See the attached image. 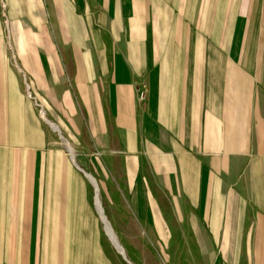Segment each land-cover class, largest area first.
Here are the masks:
<instances>
[{
  "label": "crops",
  "instance_id": "1",
  "mask_svg": "<svg viewBox=\"0 0 264 264\" xmlns=\"http://www.w3.org/2000/svg\"><path fill=\"white\" fill-rule=\"evenodd\" d=\"M16 1L29 19L42 15L38 0ZM83 1L84 18L74 14L73 71L65 76L73 93L65 89V117L56 120L77 150L78 163H86V148L106 162L111 125L123 135L131 163L138 131L156 137L151 146L190 160L186 191L192 201L198 205L203 196L220 195L221 201L214 197L209 205L225 212L228 196L230 211L257 212L252 223L263 235L255 243L264 245V0ZM85 21L92 44L86 43ZM3 51L0 47V264H113L103 257L87 203L84 177L91 184L93 179L97 193L95 178L77 164L65 169V150L48 127L59 130L57 124L40 117ZM39 56L34 54L30 69L42 89L49 86L47 69L53 64L47 60L46 66ZM66 68L65 63V73ZM139 83L146 99L138 108ZM218 180L220 193L213 189ZM147 204L157 221L161 206ZM135 205L146 211L142 202Z\"/></svg>",
  "mask_w": 264,
  "mask_h": 264
},
{
  "label": "rangeland",
  "instance_id": "2",
  "mask_svg": "<svg viewBox=\"0 0 264 264\" xmlns=\"http://www.w3.org/2000/svg\"><path fill=\"white\" fill-rule=\"evenodd\" d=\"M27 1L25 0L26 4ZM38 1L42 15L39 18L30 16L29 19L23 5L16 4V0L13 5H10L11 0H0V47L4 50L2 54L6 61L17 72L24 94L35 103L40 117L57 124L59 130H53L49 125L48 127L54 134L56 145L60 144L65 150V163L70 168L65 169L73 170V166L77 164L83 172L91 174L98 184L103 215L110 223L122 252L106 234L105 225L95 207L93 185L82 174L79 175L81 179L84 177L87 203L96 217L103 257L107 256L113 264H264V245L255 243V239L263 233L252 223L257 212L249 209L230 211L229 208L233 205L230 207L228 196V209L225 212L213 211V206L210 207L209 204H214L216 196H209L207 200L203 196L202 202L196 205L186 191L187 175H191L186 167L190 160L181 162L180 158L173 156L174 149L151 146L150 140L153 139L154 143L156 137H148L138 131L139 147L133 153L135 160L131 163L128 160L130 155L123 146V135L111 125L110 148L103 154L106 162L99 160L94 148H86L83 149L86 163H78L77 150L56 120L65 117V89L73 93L70 81L65 76L73 71V44L78 37L75 15L79 19L84 18V1ZM96 11L97 8L92 7V13ZM179 14L180 12L178 16ZM182 22L185 23L184 20ZM85 30L86 43L92 44L88 36L91 32L87 21ZM107 44H110L108 36ZM109 49L108 55L113 58L116 54ZM36 53L46 66L47 60L53 64V70L47 69V88L41 89L35 85L36 75L30 65ZM141 92L144 96H141ZM137 94L139 108L146 99L142 83L138 85ZM85 143H89V140ZM144 144L145 147L142 146ZM199 158L202 160L204 157ZM88 160H91L89 165ZM201 166L206 167V163L201 161ZM94 168L100 173L101 180L94 173ZM201 182L205 190L207 181ZM80 186L83 187L82 180ZM213 189L220 193V180L215 181ZM136 191H146L149 196L132 195ZM141 199L143 201H139ZM216 199L221 201V196ZM149 201L161 206V212L154 213L160 216L157 221L152 219L150 214L153 213L146 206ZM136 202H142L146 211L142 213V208H137ZM220 206L219 204L217 208L220 209ZM59 231L60 229H55V234Z\"/></svg>",
  "mask_w": 264,
  "mask_h": 264
},
{
  "label": "bare ground",
  "instance_id": "3",
  "mask_svg": "<svg viewBox=\"0 0 264 264\" xmlns=\"http://www.w3.org/2000/svg\"><path fill=\"white\" fill-rule=\"evenodd\" d=\"M90 178V177H89ZM91 179V178H90ZM91 182H93V184H94V186H95V182L93 181V179H91L90 180ZM92 184V185H93ZM96 187V186H95ZM95 189V188H94ZM96 193V192H95ZM99 205H100V200H99V197H98V191H97V193H96V196H95V206H96V208H97V211H98V213L100 214V216H101V219H102V221H103V225H105V231H106V234L108 235V237H109V239H111V241L113 242H115V244H116V240H115V236L113 237V235L111 234V231L109 230V227H107V225H106V221H105V219H104V215H103V213H102V211L100 210V208H99ZM116 246H117V248L122 252V249H121V247L119 246V245H117L116 244Z\"/></svg>",
  "mask_w": 264,
  "mask_h": 264
},
{
  "label": "water",
  "instance_id": "4",
  "mask_svg": "<svg viewBox=\"0 0 264 264\" xmlns=\"http://www.w3.org/2000/svg\"><path fill=\"white\" fill-rule=\"evenodd\" d=\"M70 150H71V149H70ZM85 174L91 176V174H89V173H86V172H85ZM100 206H101V204H100ZM101 209H102V207H101ZM102 213H103V209H102ZM104 219H105V221H106V225H107V227H109V230L111 231V234H112L113 237H114V236H115V233L113 232V230H112V228H111V225H110V223L108 222V220L106 219L105 215H104ZM115 240H116V244L120 246V244H119V242H118L116 236H115ZM113 243L115 244L114 241H113ZM116 244H115V245H116ZM116 247H117V246H116ZM120 247H121V246H120ZM121 249H122V247H121ZM122 250H123V249H122Z\"/></svg>",
  "mask_w": 264,
  "mask_h": 264
},
{
  "label": "built area",
  "instance_id": "5",
  "mask_svg": "<svg viewBox=\"0 0 264 264\" xmlns=\"http://www.w3.org/2000/svg\"><path fill=\"white\" fill-rule=\"evenodd\" d=\"M141 96H144V93L143 92H141Z\"/></svg>",
  "mask_w": 264,
  "mask_h": 264
}]
</instances>
